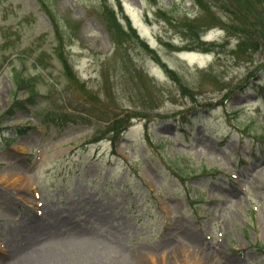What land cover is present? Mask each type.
I'll return each instance as SVG.
<instances>
[{
	"label": "rangeland",
	"instance_id": "1",
	"mask_svg": "<svg viewBox=\"0 0 264 264\" xmlns=\"http://www.w3.org/2000/svg\"><path fill=\"white\" fill-rule=\"evenodd\" d=\"M257 6L0 0V264H264Z\"/></svg>",
	"mask_w": 264,
	"mask_h": 264
},
{
	"label": "bare ground",
	"instance_id": "2",
	"mask_svg": "<svg viewBox=\"0 0 264 264\" xmlns=\"http://www.w3.org/2000/svg\"><path fill=\"white\" fill-rule=\"evenodd\" d=\"M261 225L264 226L263 223ZM39 229H40V227H39ZM38 232H40V236L38 238H41V236H48V237H51V238L55 237V238H58V239H61V240L63 239V234H60V233H58L56 231H53V228L52 229L51 228L48 229V228L41 227L40 230L36 231V233H38ZM71 234L73 236H75V237L87 238L88 241H94V238L87 232L82 233L79 230H74L73 232H71ZM183 234H185L184 238H186L189 241L186 244L189 245V248H191L193 253L196 254L197 253L196 252V248H197V246H199L198 243H197V240L200 239V237H198V235L197 236L196 235L192 236V235H189V234H186V233H181V235H183ZM195 239H196V241H195ZM31 242L32 241H30L29 243L31 244ZM45 246H47V245H45ZM176 248H178V245H176V247L173 249L172 252H175ZM172 252H170V254ZM128 257H129V261L126 260V262L124 264H143V260L141 258H139V257H134V256H128ZM176 257H177V255L174 256V258H176ZM200 259L202 261H203V259L205 261H207V263H205V264H208V263L213 261L212 260L213 258H211V254H206V257H204V255H203ZM224 264H239V263H236L234 260L226 259L224 261Z\"/></svg>",
	"mask_w": 264,
	"mask_h": 264
},
{
	"label": "trees",
	"instance_id": "3",
	"mask_svg": "<svg viewBox=\"0 0 264 264\" xmlns=\"http://www.w3.org/2000/svg\"><path fill=\"white\" fill-rule=\"evenodd\" d=\"M258 1V6L256 7L258 9L259 13H264V0H257ZM17 77V88L23 90V81L25 80V78L20 77L19 75L16 76ZM32 88V87H31ZM14 95H17V91L14 93ZM29 98L27 101H25L28 105L34 107L37 104V99L35 98V96L37 95L36 93H31L29 92ZM10 112H5L4 115H8L10 113L13 112L12 108L10 109ZM45 123H47L49 120H52V123L57 122V125H69V123H74V124H78L80 122V118H75L72 115H64V116H58V118H49L47 117L46 119H42Z\"/></svg>",
	"mask_w": 264,
	"mask_h": 264
}]
</instances>
